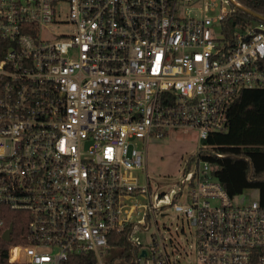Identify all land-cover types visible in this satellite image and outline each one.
<instances>
[{"label": "built area", "instance_id": "obj_1", "mask_svg": "<svg viewBox=\"0 0 264 264\" xmlns=\"http://www.w3.org/2000/svg\"><path fill=\"white\" fill-rule=\"evenodd\" d=\"M215 8L0 0V208L29 215L11 263L68 264L93 251L105 264L110 233L167 214L132 199L150 200V139L185 130L197 133L198 153L175 195L185 202L172 206L193 229L196 264H264V207L236 204L199 155L228 128L242 91L264 86V22L233 41L223 31L231 11ZM146 249L155 264H175L157 235Z\"/></svg>", "mask_w": 264, "mask_h": 264}, {"label": "trees", "instance_id": "obj_2", "mask_svg": "<svg viewBox=\"0 0 264 264\" xmlns=\"http://www.w3.org/2000/svg\"><path fill=\"white\" fill-rule=\"evenodd\" d=\"M237 1L264 16V0ZM229 3L231 12L223 21V31L233 41L238 31L264 22ZM228 119L225 131L204 141L210 148L201 150L200 158L212 165L214 176L232 197L247 189H257L259 201L264 207V86L243 90L230 107ZM28 218L26 212L0 208V220L3 222L0 225V264H20L9 261V249L12 245L25 243ZM150 224L148 219L144 225L133 223L120 232L110 233L105 264H142L144 257L141 253L146 248L134 237ZM10 226H13L11 240L5 241L3 234ZM260 253H264V250ZM68 264H98V260L95 253L90 251L73 255Z\"/></svg>", "mask_w": 264, "mask_h": 264}, {"label": "rangeland", "instance_id": "obj_3", "mask_svg": "<svg viewBox=\"0 0 264 264\" xmlns=\"http://www.w3.org/2000/svg\"><path fill=\"white\" fill-rule=\"evenodd\" d=\"M213 1L216 6L213 14L217 15L220 11H231L228 0ZM218 26V24L215 25V29ZM198 146V135L194 131L182 130L172 132L164 138H151L146 155L150 200L147 195H140L132 199V203L138 205H145L152 201L154 205L164 206V212L167 214L162 216L161 213H156L155 217L152 215L150 226L139 231L134 239L145 248H150L152 237L157 235L159 239H163L166 251L175 264H196L193 229L183 214L173 208L172 203L185 202L183 199H175V195L181 188L183 193L187 191L194 170L191 157L198 153ZM188 166L190 167L186 171ZM134 175L139 177L141 184H145L146 180L142 172L136 171ZM234 200L238 205H247L258 201L259 190L247 189L242 194L235 196ZM106 258L107 250H104L103 261H106ZM17 263L27 264L24 259ZM142 264H155V262L153 257L148 256V259L143 258Z\"/></svg>", "mask_w": 264, "mask_h": 264}, {"label": "water", "instance_id": "obj_4", "mask_svg": "<svg viewBox=\"0 0 264 264\" xmlns=\"http://www.w3.org/2000/svg\"><path fill=\"white\" fill-rule=\"evenodd\" d=\"M229 1H230L231 3H233V4L236 6V8L242 9V10H244V11L250 13L251 15H253V16H255V17H257V18H259V19H261V20L264 21V16H262V15L256 13V12H253L252 10L246 8L245 6H243L242 4H240L237 0H229ZM12 232H13V226H10V227L4 232V234H3V239H4L5 241H10V240H11ZM141 256H142V257H146V256H147V250H146V249H144V250L142 251Z\"/></svg>", "mask_w": 264, "mask_h": 264}]
</instances>
